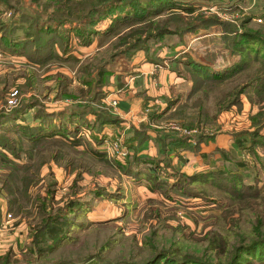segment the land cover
<instances>
[{"label":"rangeland","instance_id":"rangeland-1","mask_svg":"<svg viewBox=\"0 0 264 264\" xmlns=\"http://www.w3.org/2000/svg\"><path fill=\"white\" fill-rule=\"evenodd\" d=\"M83 1L0 0V137L24 168L0 177L30 182L0 264H264V0ZM137 61L171 82L122 114ZM35 111L75 141L28 143L18 125ZM115 138L124 157L107 151ZM54 216L64 232L36 245Z\"/></svg>","mask_w":264,"mask_h":264},{"label":"trees","instance_id":"trees-1","mask_svg":"<svg viewBox=\"0 0 264 264\" xmlns=\"http://www.w3.org/2000/svg\"><path fill=\"white\" fill-rule=\"evenodd\" d=\"M105 1H107V0H95V2H84L83 1L82 3L84 5L83 7L87 8L85 12L90 13L92 11L91 8L100 5ZM113 1L114 0L109 1V2H113ZM163 3L167 4V1H164ZM97 8H99V7H97ZM70 9L73 10V8H70ZM70 9H69V11H70ZM189 9L190 8H187L185 10H189ZM67 16H76V15L67 13ZM32 21L35 23V25H37V19H33ZM199 66L205 68L204 65L199 64ZM241 69H243V68L237 67L234 72L236 73V71L238 72ZM227 70L230 71V68H228ZM255 77L259 83L258 88H262L260 83L264 77V71L263 72L258 71L257 74L255 75ZM116 104H117V107L120 108L121 110H123V111L127 110V105L124 102L120 101V102H117ZM35 112H37V113L33 115L34 123H32V125H28V124L18 125L21 128V131L19 133L20 137H22L24 140H27L28 143H30V144L31 143H38V142H42V141L47 140V139L49 140V138H60V137L65 138L66 140H64V141L66 143H71V142L75 141V138L73 137L72 134H70L71 133L70 131L65 129V127L57 126L56 120L54 117H52L51 114H47L44 119H40V114L38 115V111H35ZM2 115H4V114H0V116H2ZM12 116L13 117L16 116V113L12 114ZM43 116H45V114ZM140 137L141 136L139 134L137 136L135 134L134 137L131 139V142L134 141L135 139H137L139 141ZM246 142H247V139H237L235 141L236 144H239L241 146H245ZM127 145H128V147H130L131 146L130 142ZM185 145H186V147L190 146L189 144L188 145L185 144ZM7 149L10 150L9 146L6 143V140L0 137V168L4 169L3 166L5 167V165H6L5 163H9L10 166L13 167V169L14 168L15 169H20V168L24 169L23 167L15 166V164L12 163V162H15L14 160H17L19 158V156L16 155V153H14L12 151H8ZM101 152L102 151H98V153H101ZM143 158L148 159L147 157H144V155L137 154L134 156V161L126 160L127 166H121L123 173H125V171H127V170L129 172H132L130 170H134L133 168L136 167L135 164H138V162ZM125 168H127V169H125ZM5 169H6V167H5ZM211 169L209 172L222 177L220 179V181H223L226 183H228L227 181H235L234 179H236L237 176L239 177V179H240V177L242 178V176H243V174L241 172H235V173L228 174L226 171L224 172V170H222L220 168L212 169V170ZM209 172H207V171L201 172V174L205 175ZM201 174L195 173L194 175H192V174L189 175V177L193 176L194 180H197V178H201V180L206 179V178H203V176L196 177V175H201ZM23 178H25L24 175L18 176L17 174L14 173V171L11 168L9 169V171H5V173L2 175V177H0V191L3 195V197L5 198L8 211L13 213L14 215H16L20 211L21 203L19 201V197L21 195L25 196V190H26L25 187L27 186L28 183H30V182H25L23 180ZM18 183H19V185H18ZM21 183H22L21 188L18 189L17 186H20ZM19 190H20L21 195L19 193ZM64 223L65 222L63 220H61L60 218H58L57 216L48 217L45 221L43 220L42 223H40L36 228L32 229V231H34V233H33L34 243L36 245H38V244H40L38 241H41V242H43V240L45 242H47L48 240L52 241V242L57 241V239H59L61 234L64 232V229H63ZM49 224H51V225H49ZM37 239H38V241H37ZM7 254H9V251H6L5 253H3L1 255H4V257H5V256H8Z\"/></svg>","mask_w":264,"mask_h":264},{"label":"crops","instance_id":"crops-1","mask_svg":"<svg viewBox=\"0 0 264 264\" xmlns=\"http://www.w3.org/2000/svg\"><path fill=\"white\" fill-rule=\"evenodd\" d=\"M129 70H131V73H134L130 75V81H127V93L123 94L125 95L121 102H124L127 105V110L123 111L120 108H118V111H120L122 114H127L131 109L135 107H140L141 99L139 98H131V102H129V97L134 94V92H139V89L142 88V92L146 94V96L150 95H158L166 90L169 83L171 82V77L169 79L166 71H158L152 68H148V65H145L144 63H138L134 62L131 63V65L128 67ZM158 71V72H157ZM137 72H140L141 74H136ZM152 75L151 78L157 77V80H159V85L157 88L150 85V78L146 77V73ZM161 73V74H159ZM144 76V77H143ZM145 88L146 86H148ZM128 94V95H127ZM133 103V106H132ZM135 143V140L130 142V145ZM205 151V150H203ZM195 156V157H194ZM192 156L189 154V158L197 159L196 155ZM6 214H9L10 217L7 218ZM15 215H12L6 205L5 198L3 197L1 191H0V255L8 251V247L11 246L12 243H14L15 239L19 240L18 233L22 229V222L19 217H14ZM2 237V238H1ZM14 241V242H13Z\"/></svg>","mask_w":264,"mask_h":264},{"label":"built area","instance_id":"built-area-1","mask_svg":"<svg viewBox=\"0 0 264 264\" xmlns=\"http://www.w3.org/2000/svg\"><path fill=\"white\" fill-rule=\"evenodd\" d=\"M7 102L8 104H12L13 101L8 99ZM106 144L107 151H109L111 155H117L119 157H124V155H126L121 147L120 139L115 138L111 141H108ZM6 217L9 218L10 215L6 214Z\"/></svg>","mask_w":264,"mask_h":264}]
</instances>
